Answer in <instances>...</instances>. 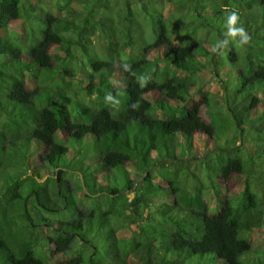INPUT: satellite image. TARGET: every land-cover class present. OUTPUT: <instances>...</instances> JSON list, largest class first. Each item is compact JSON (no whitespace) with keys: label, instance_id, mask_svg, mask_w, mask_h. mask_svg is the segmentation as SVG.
I'll return each mask as SVG.
<instances>
[{"label":"trees","instance_id":"16d2710c","mask_svg":"<svg viewBox=\"0 0 264 264\" xmlns=\"http://www.w3.org/2000/svg\"><path fill=\"white\" fill-rule=\"evenodd\" d=\"M48 3L0 0V264H264L247 259L264 226V0ZM232 12L248 42L206 50L197 31L224 39ZM205 63L227 113L208 121L188 96Z\"/></svg>","mask_w":264,"mask_h":264},{"label":"rangeland","instance_id":"374dc122","mask_svg":"<svg viewBox=\"0 0 264 264\" xmlns=\"http://www.w3.org/2000/svg\"><path fill=\"white\" fill-rule=\"evenodd\" d=\"M41 0V3L42 5H44V7H50L49 5V0ZM164 16H165V19L169 17V8H166L164 11ZM173 24H174V28H175V22L173 21ZM147 29V28H146ZM145 28H142V32L144 33ZM197 38H198V41L200 43L203 44V46L206 48V50H209L211 51L212 50V46L214 44H212V38L210 35L207 34V31L204 30V29H200L197 31ZM212 44V45H211ZM98 49L99 50H102L103 49V45L102 43H98ZM152 61L155 60V58H158L157 61H158V64L159 66L162 65V61L159 60L161 58L164 57V51L163 50H155L153 51L152 53H150V55L148 56ZM199 59L201 61H205V59L200 56ZM205 65L207 66L205 71L203 72H200L197 76L198 78H200V80H205V84L203 85L202 88H200L199 86H195V87H191L188 91V96L190 99L193 100V102L195 103H199V102H203L202 105H201V109H202V116H203V119L208 121L209 120V113H210V108L208 105H210L212 108V110L214 111V114L216 113V110L215 109H219L221 108L222 110V115L223 116H226L227 113L224 111V107H223V95H222V92H221V88H220V85L219 83H217V80H215V78L212 77L211 73H210V70H209V66L207 65V63H205ZM198 83V82H197ZM153 97H157V95H153L152 94H149L148 96V99H153ZM207 97V102L205 101H202L204 100V98ZM171 102V101H170ZM173 103V102H172ZM174 104L175 105H180L181 102L180 101H174ZM158 115L163 118L164 117V114H160L158 113ZM216 115H218L216 113ZM231 130V129H230ZM232 135H235V132L233 131H227L225 132L221 139L222 140H227L229 139ZM204 137L202 136H199V135H196L195 136V143H194V146H195V149L198 153H202L206 148L208 147H212L213 145V141H210V139H208V141H206V143L202 142L201 140L203 139ZM206 138V137H205ZM222 142V141H221ZM237 143V141H236ZM239 144V143H238ZM249 143H245V146L246 147H249ZM246 151H248V148L245 149ZM193 167V171L195 174L198 175V177L201 178L202 181H204V183H207V179L201 174L198 172V170H196V165L194 166L192 164ZM161 170V168H160ZM163 170V169H162ZM131 178L132 180H140V177L136 174H132L131 175ZM241 180L240 178H232V180L227 184V189L229 191V193H238L240 188H241ZM132 196V194H129L128 197L130 198ZM208 199L211 201V203L213 204L214 202H217V201H222V198H214V196L212 194H208ZM247 234H244V236L246 237ZM250 237V242H251V245H252V248L254 250V253L252 254H249L247 256V259L249 261L251 260H254L259 254L262 253V251H264V226L263 228L260 230V231H256V232H253L249 235ZM66 258L65 257H59V256H56L51 262H49L48 264H59L60 262H62L63 260H65Z\"/></svg>","mask_w":264,"mask_h":264},{"label":"clouds","instance_id":"9594fccd","mask_svg":"<svg viewBox=\"0 0 264 264\" xmlns=\"http://www.w3.org/2000/svg\"><path fill=\"white\" fill-rule=\"evenodd\" d=\"M237 21H238V16L235 12H232L228 15L227 20H226V33H225V38L222 40L217 41L213 46H212V52L216 53L218 51H223L227 45L229 44L230 40L232 39H238V43L241 45L246 44L248 42V36L242 26H237ZM123 68L125 71L128 70V65H123ZM148 75H142L138 77L139 84L141 87H144V85L147 83L149 80ZM104 99L106 101H113V97L110 94H106ZM135 107V105H133Z\"/></svg>","mask_w":264,"mask_h":264}]
</instances>
